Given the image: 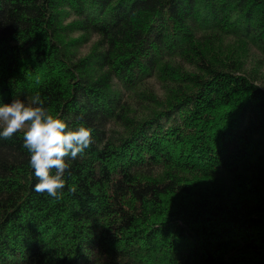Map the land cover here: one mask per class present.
Masks as SVG:
<instances>
[{
	"label": "trees",
	"instance_id": "trees-1",
	"mask_svg": "<svg viewBox=\"0 0 264 264\" xmlns=\"http://www.w3.org/2000/svg\"><path fill=\"white\" fill-rule=\"evenodd\" d=\"M37 94L93 143L57 199L0 138V264H264V0H0Z\"/></svg>",
	"mask_w": 264,
	"mask_h": 264
},
{
	"label": "clouds",
	"instance_id": "clouds-1",
	"mask_svg": "<svg viewBox=\"0 0 264 264\" xmlns=\"http://www.w3.org/2000/svg\"><path fill=\"white\" fill-rule=\"evenodd\" d=\"M0 127V138L4 139L23 132V146L30 153V167L38 180L34 190L57 199L67 183L69 161L93 143L94 129L83 125L70 129L64 119L51 114L39 94L0 105ZM69 191L75 193V186H69Z\"/></svg>",
	"mask_w": 264,
	"mask_h": 264
},
{
	"label": "rangeland",
	"instance_id": "rangeland-1",
	"mask_svg": "<svg viewBox=\"0 0 264 264\" xmlns=\"http://www.w3.org/2000/svg\"><path fill=\"white\" fill-rule=\"evenodd\" d=\"M83 51H86V47H83Z\"/></svg>",
	"mask_w": 264,
	"mask_h": 264
}]
</instances>
